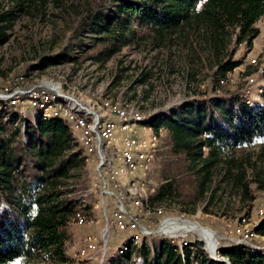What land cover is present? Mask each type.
Segmentation results:
<instances>
[{
	"label": "trees",
	"instance_id": "trees-1",
	"mask_svg": "<svg viewBox=\"0 0 264 264\" xmlns=\"http://www.w3.org/2000/svg\"><path fill=\"white\" fill-rule=\"evenodd\" d=\"M1 1L11 7L0 10V47L9 38L16 12L27 11L32 3ZM71 13L70 35L58 52L45 57L43 67L77 61V54L102 66L124 47H166L178 33L195 37L218 82L240 65L233 60L237 47H250L258 37L255 25L264 16V0H86ZM139 76L140 84L148 74ZM248 94L212 93L141 122L155 135H164L161 155L181 156L194 177V192L183 201L191 212L204 203L205 214L211 207L227 214L231 200H237L242 207L247 204L241 218L250 214L257 194H264V85L257 89L258 102ZM257 140L255 151L239 154ZM81 150L69 120L39 114L28 128L25 117L0 103V264L70 263L66 228L78 212L65 181L81 164ZM175 197L177 183L166 177L148 200ZM134 200L140 210L155 209L146 199L141 206L137 195ZM252 232L264 237V215ZM136 246L126 243L105 264H226L212 259L198 242L179 248L176 241L155 236ZM218 255L229 264H264V249L247 245L232 244Z\"/></svg>",
	"mask_w": 264,
	"mask_h": 264
},
{
	"label": "rangeland",
	"instance_id": "rangeland-1",
	"mask_svg": "<svg viewBox=\"0 0 264 264\" xmlns=\"http://www.w3.org/2000/svg\"><path fill=\"white\" fill-rule=\"evenodd\" d=\"M84 1L32 0L27 11L16 12L9 38L0 47V103L8 105L9 110L16 112L20 119L25 117L28 128L35 126L39 114L45 117L54 111L58 117L69 120L64 106L69 107L67 98L77 101L80 108H70L86 119L90 114L101 116L103 121L110 118V113L132 116L128 121L130 130L125 132L116 129L122 122L120 117L115 119L113 141L105 147L102 144L106 154L111 158L116 155V158L130 159L136 166L133 178L143 184L137 193L141 206L143 199L149 203L148 198L166 177L175 179L179 195L160 203H149L154 210L143 206L140 210L128 190L122 199L126 204L125 211L128 199L134 202L132 222L139 229L156 232V226H151V220L144 216L147 212L149 218L191 221L214 232L220 239L211 255L205 243L190 230L186 237L179 238L184 233L182 227L171 234H148L138 230L116 232L113 214H120V210L112 196L100 195L93 175V163L90 164L88 153L83 148L81 164L70 172L71 176L65 181V188L75 198L74 211L78 212L75 219L68 220L66 228L65 251L69 264H105L107 258L126 243L132 242L139 247L143 239L155 236L174 240L179 248L187 242H198L212 259L221 262L227 260L219 257V250L232 244L264 249V237L255 236L252 232V227L264 215V194H257L252 211L241 218L247 212V204L242 207L237 200H231V209L227 214L214 207L205 214L202 211L204 203L197 204L195 211L191 212L189 204L185 205L183 201L189 200L194 192V177L187 172L185 161L181 156L161 155L165 148L164 135H155L149 127L141 124L146 118L212 93L218 96L249 93L250 98L258 102L257 89L264 85V72L261 73L264 70V16L255 25L259 35L252 45L246 47L241 44L233 55V60L240 65L218 82L213 76L215 68H212L195 37H183L178 33L171 37L166 47L153 50L145 44L124 47L102 66L77 54V61L43 67L45 57L55 54L65 44L73 26L71 11ZM10 7L9 2H0V10ZM141 73H147L148 77L139 84L136 81ZM116 77L119 80L113 84ZM75 117L73 115L74 120ZM69 123L73 127V120ZM73 134L78 140L79 132L73 129ZM132 141H135L136 147H132ZM120 142L122 148L117 156L111 146L119 147ZM258 143L259 140L239 154L252 153ZM148 155L151 159L145 161ZM120 163L121 160H118ZM127 179H122V182L127 183ZM183 208L187 212H183ZM105 224L107 237L103 249L101 243H104ZM227 237L250 241H228Z\"/></svg>",
	"mask_w": 264,
	"mask_h": 264
},
{
	"label": "bare ground",
	"instance_id": "bare-ground-1",
	"mask_svg": "<svg viewBox=\"0 0 264 264\" xmlns=\"http://www.w3.org/2000/svg\"><path fill=\"white\" fill-rule=\"evenodd\" d=\"M67 101H68L67 103L69 107L68 106L65 107L66 112L69 114V117H72L73 120H74L73 118V115H74L76 116L75 120L82 123V126L84 127V129H86V136L88 137V145H96V138H98L99 150L96 151V162H99V173H101L102 185L106 186L111 194H119V184L116 182V179H112L111 167H113V163L116 160H117V165H119L118 160L119 161L121 160V163H120L121 165H119V175H127L125 179L129 177V180L125 185L122 182L123 194L127 195L128 194L127 191L130 190L132 196L135 197V195H137L138 193L139 187L143 185L142 183L137 182V178H133L135 177L134 170L136 166L133 163H131L130 159L116 158V155H114V157L111 158L110 156L106 154L105 148H103V145H102L104 144V147H105L106 144H110V142L113 141L112 139L114 136V129L109 128L108 130H106V126H105L106 121H103L101 116L90 114L89 115L90 117L87 116V119H86L84 118L85 117L84 115H77V113L74 112L73 109H71L72 107H75V106L80 108L79 104H77V101L69 100V98H67ZM120 114L121 115H119L118 117H120V121L122 122V124H120L119 127L116 126V129L119 130L120 132H125L127 130H130L128 126V121L132 119L133 117L126 115L124 113H120ZM50 116H57V114L54 111L52 115H45V117H50ZM115 119H114L113 127H115ZM83 148L86 150L85 147ZM121 148H122V143H121ZM150 159H151V156L148 155L145 157L144 160L149 161ZM130 201L132 202V200ZM133 203L134 202H132V204ZM132 204H131V210H132ZM117 208L119 210L126 208V204L124 203L122 197H118ZM132 213L133 212L131 211V221H132ZM146 214L148 215L147 212ZM163 224L171 225L174 231L176 228L182 227V229H184V232H187V235H188V231L190 230L193 234L197 235L205 243V248L211 255H213L215 251V244L218 242V239H220V237L214 232H211L210 230L205 229V228H201L200 226H198L197 224L191 221L169 219V220H166ZM134 225L136 226L135 223ZM162 228L163 226L157 229L156 232H164Z\"/></svg>",
	"mask_w": 264,
	"mask_h": 264
},
{
	"label": "built area",
	"instance_id": "built-area-1",
	"mask_svg": "<svg viewBox=\"0 0 264 264\" xmlns=\"http://www.w3.org/2000/svg\"><path fill=\"white\" fill-rule=\"evenodd\" d=\"M121 114H113L110 113V118L107 119L105 122L106 130L109 128H113V122L116 117H118ZM69 120H73L72 117H66ZM72 129L76 130L79 132V142H80V147H85L86 151L88 153V157L90 158V164L93 163V175L94 179L97 181L96 186L100 191V195L104 196H112L116 200V205H118V197H123V191H122V179H125L127 175H119V165H117V160L113 163V167H111V176L112 179H116V182L119 184V194H111L110 191L106 186L102 185V177L101 173H99V162H96V151L99 150V144H98V138H96V145H88V137L86 136V129L82 126V123L73 120V127ZM132 147H136L135 141H132ZM112 152H117V156L119 151L121 150V142L120 146L116 147L112 144L111 146ZM130 174V173H128ZM131 204L132 202L130 199H128V209L125 211V209H120V214H113V227L116 232H127L129 233L130 230H138V231H143L144 233L148 234H170L173 230V227L169 224H163L166 220L164 219H156V218H149L146 212H144V216L146 219L151 220V226H156V229H159L161 226H163L164 232H155V231H150L149 229H138L134 223L131 221ZM148 217V218H147ZM107 225H104V243H101L103 246V249L105 247V241H106V233L107 229H105ZM187 232L182 233V237H186ZM178 238V239H179ZM228 241L232 240H249L250 239H229L228 237L226 238Z\"/></svg>",
	"mask_w": 264,
	"mask_h": 264
},
{
	"label": "water",
	"instance_id": "water-1",
	"mask_svg": "<svg viewBox=\"0 0 264 264\" xmlns=\"http://www.w3.org/2000/svg\"><path fill=\"white\" fill-rule=\"evenodd\" d=\"M223 262H225L226 264H229V262L225 261V260H222Z\"/></svg>",
	"mask_w": 264,
	"mask_h": 264
}]
</instances>
